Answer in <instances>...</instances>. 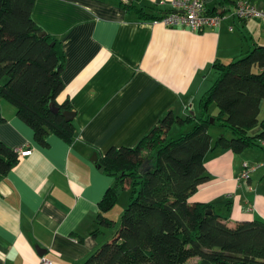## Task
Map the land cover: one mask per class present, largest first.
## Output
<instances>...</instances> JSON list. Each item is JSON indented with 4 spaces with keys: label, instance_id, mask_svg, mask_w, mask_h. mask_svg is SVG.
I'll list each match as a JSON object with an SVG mask.
<instances>
[{
    "label": "crops",
    "instance_id": "0c3cea01",
    "mask_svg": "<svg viewBox=\"0 0 264 264\" xmlns=\"http://www.w3.org/2000/svg\"><path fill=\"white\" fill-rule=\"evenodd\" d=\"M128 1L33 2L31 16L58 41L64 55L63 88L56 101L66 100L75 110L74 131L70 139L49 132L38 141L14 104L0 97V140L19 153L17 162L0 173V264H41L42 254L50 264H79L110 240L120 219L114 206H125L131 190L126 185L130 193L117 204L121 189L115 203L102 209L100 201L116 178L91 161L92 153L100 162L111 146L135 145L169 109L180 117L199 116V99L217 78L219 64L264 45V22L232 13L237 0H203L207 10L224 7L226 12L217 25L200 31L153 24L121 4ZM252 2L264 8V0ZM135 4L153 14L171 8V0ZM191 125L173 123L170 130L177 135ZM210 125L218 129L213 136L208 127L207 177L189 201L210 203L230 226L264 220L263 139L234 151L215 145L224 129ZM244 162L255 164L247 178L240 176Z\"/></svg>",
    "mask_w": 264,
    "mask_h": 264
},
{
    "label": "trees",
    "instance_id": "16d2710c",
    "mask_svg": "<svg viewBox=\"0 0 264 264\" xmlns=\"http://www.w3.org/2000/svg\"><path fill=\"white\" fill-rule=\"evenodd\" d=\"M135 1L121 4L143 19L158 15L137 7ZM33 2L0 0V97L14 104L36 140L44 141L49 132L70 139L73 120L61 113L69 105L66 100L56 101L63 88L64 55L58 41L31 16ZM262 98L264 45H255L219 64L217 78L199 99V116L180 117L169 109L135 145L109 147L99 163L116 180L100 206L111 207L126 185L131 196L112 238L79 264H264V220H239L230 226L210 203L188 199L207 177L203 162L212 145L209 125L224 129L215 145L234 151L257 145L264 140V116L258 120ZM51 101L59 106L56 112L49 106ZM211 103L218 108L215 114L209 113ZM173 123L192 125L168 136ZM258 124L259 130L250 133ZM18 154L0 140V173L17 162ZM145 160L149 163L142 171ZM101 222L112 223L104 217ZM190 257L196 260L187 262Z\"/></svg>",
    "mask_w": 264,
    "mask_h": 264
},
{
    "label": "built area",
    "instance_id": "2783aa9c",
    "mask_svg": "<svg viewBox=\"0 0 264 264\" xmlns=\"http://www.w3.org/2000/svg\"><path fill=\"white\" fill-rule=\"evenodd\" d=\"M232 13L241 18L258 16L264 22V8H257L252 0H237ZM226 12V11H225ZM224 13L209 12L203 0H171V8L149 19L153 24L162 23L166 26H184L191 30L200 31L207 26H215L224 17ZM263 144H264V140ZM21 152V151H20ZM244 164L240 176L247 178L250 168L254 165ZM41 264H50V259L45 255L40 256Z\"/></svg>",
    "mask_w": 264,
    "mask_h": 264
},
{
    "label": "water",
    "instance_id": "95a60500",
    "mask_svg": "<svg viewBox=\"0 0 264 264\" xmlns=\"http://www.w3.org/2000/svg\"><path fill=\"white\" fill-rule=\"evenodd\" d=\"M49 106H50V108H51L53 111H55V112L59 109V106L56 105L53 101H51V102L49 103ZM61 113H62V115L64 116V118H65L66 120H71V119L74 117V115H75V110H72V109L66 108V109H63ZM210 121H213V118H212V117H210ZM90 159H91V161L97 163V165H100V163L97 162L98 157H97V153H96V151H94V152L92 153V156H91ZM148 163H149L148 160H145V161L143 162V165H142V168H141L142 171L145 170V168L147 167ZM207 211H208V212H211L212 209H211V208H208ZM37 248L40 250L41 253L44 251V248L40 247L39 245H37Z\"/></svg>",
    "mask_w": 264,
    "mask_h": 264
},
{
    "label": "rangeland",
    "instance_id": "374dc122",
    "mask_svg": "<svg viewBox=\"0 0 264 264\" xmlns=\"http://www.w3.org/2000/svg\"><path fill=\"white\" fill-rule=\"evenodd\" d=\"M213 109H210L211 107L209 106V113H211L210 111L211 110H215V111H217L218 110V108L215 106V104H213ZM190 111V113H191V110H189ZM195 111H198V110H195ZM264 110H261L260 112H259V117L260 118H262L263 117V115H264ZM184 128H185V125H184ZM217 129H218V127H213L212 125H210L209 126V131H210V133L213 135V136H215L216 135V133H217ZM170 135H173V131H171L170 130V132H169V135L168 136H170ZM130 193V191H127L126 189H122V192L120 193V195H119V199H118V202H116L117 204H119V202H120V200H121V198H122V196H125L126 194L128 195ZM118 206V207H117ZM117 206H114V208H116V211H118V213H119V217L122 215V213H123V211H124V208L126 207V204H125V206H123L122 204H120V205H117ZM120 206V207H119ZM115 210V209H114ZM120 211V212H119ZM117 225H118V223H117ZM189 260H187V262H189V261H194V260H196V257H190V258H188Z\"/></svg>",
    "mask_w": 264,
    "mask_h": 264
}]
</instances>
